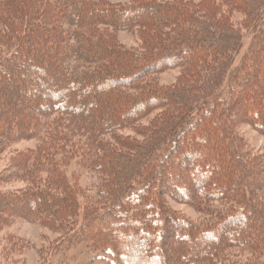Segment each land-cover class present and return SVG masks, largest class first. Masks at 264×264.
<instances>
[{
	"label": "trees",
	"instance_id": "16d2710c",
	"mask_svg": "<svg viewBox=\"0 0 264 264\" xmlns=\"http://www.w3.org/2000/svg\"><path fill=\"white\" fill-rule=\"evenodd\" d=\"M244 122L264 134V0L0 2V155L37 141L0 176L30 186L0 191L2 222L49 225L111 264H264V153ZM76 160L98 197L68 174ZM168 196L216 217L193 222Z\"/></svg>",
	"mask_w": 264,
	"mask_h": 264
},
{
	"label": "rangeland",
	"instance_id": "374dc122",
	"mask_svg": "<svg viewBox=\"0 0 264 264\" xmlns=\"http://www.w3.org/2000/svg\"><path fill=\"white\" fill-rule=\"evenodd\" d=\"M106 1L109 3H128L133 0ZM234 19L242 22L243 15L235 13ZM242 31L244 34L243 47L233 65H236L240 61L248 44L251 42L250 31L246 29H242ZM116 36L119 43L125 47L140 50L141 42L135 30H120L116 32ZM178 75V68L168 69L161 73L159 82L164 86L170 85L175 82ZM226 84L225 81L216 93L223 96L227 90ZM147 121L148 119H144L142 122L147 123ZM237 131L249 151L253 153H264V134L260 133L247 122L239 123L237 125ZM120 134L122 136H134V132L131 129L121 130ZM137 137L142 139L140 134ZM36 144V140H21L12 143L10 147L5 149L0 155V176L6 175L14 170L15 166L13 162L17 159L16 156H18L19 151H26L28 148L34 149ZM70 173H75L80 176V184L85 189V194L88 197H98L95 195L100 182L99 175L87 170L85 167H81L77 163V160L76 163L73 161L69 166L68 174ZM42 175L45 174L43 173ZM28 185L29 183L22 178H11L0 184V191L17 193L29 188L30 186ZM165 199L173 210L190 218L193 222L198 223L200 220L215 219L216 217L215 215L212 217L211 215L200 213L185 203L172 200L169 196ZM211 203H214L215 207L221 210H225L229 206L222 201ZM21 204H23V208L27 206L25 203ZM15 207L19 211L22 209L19 205ZM63 234L54 231L49 225L41 224L37 221H29L18 216L11 217L9 221H0V264H111L105 261L102 251L94 250L85 245L71 246ZM170 254L172 253L170 252Z\"/></svg>",
	"mask_w": 264,
	"mask_h": 264
}]
</instances>
